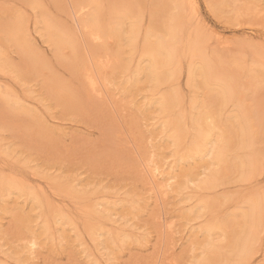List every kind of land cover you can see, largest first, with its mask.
<instances>
[{"label": "rangeland", "instance_id": "rangeland-1", "mask_svg": "<svg viewBox=\"0 0 264 264\" xmlns=\"http://www.w3.org/2000/svg\"><path fill=\"white\" fill-rule=\"evenodd\" d=\"M188 2L0 0V264H264V0ZM169 28L159 67L143 40ZM194 100L231 131L226 174L187 149Z\"/></svg>", "mask_w": 264, "mask_h": 264}, {"label": "bare ground", "instance_id": "bare-ground-1", "mask_svg": "<svg viewBox=\"0 0 264 264\" xmlns=\"http://www.w3.org/2000/svg\"><path fill=\"white\" fill-rule=\"evenodd\" d=\"M192 1L193 0H189L188 3H190L189 6H193L191 8H194L195 3ZM179 14H181V13L179 12ZM179 16L180 15L174 17V15H172L171 19H173V22L175 21L178 23L177 19ZM179 19H181V18L179 17ZM173 25H175V23ZM176 26L179 27L180 25L179 26L176 25ZM174 31H175V28L174 29L169 28V33H168L167 38L165 40H161L160 42H158V44H152V42L148 40V37H146V39L143 40V42H145L144 47H143V51L152 56L153 61L155 62L156 66L161 67L163 64H168L170 62H173L176 59L178 49H176L171 44V42L175 38ZM219 36H220V34H219ZM220 38H221V36H220ZM56 41H57L58 45H60L62 43L61 40L59 39V37H56ZM221 44H223V43H221ZM197 47L200 49L199 46H197ZM198 48H196V50H198ZM198 52H200V51H198ZM201 55H202V52H201ZM203 55H205V54H203ZM205 59H207V57ZM203 63L207 64V60H203ZM200 64H201V62H200ZM189 72L192 73L191 68H190ZM229 85H230L229 83L224 82V84L220 86L221 87L220 92L222 93V96H226V97L232 96V92L230 91ZM175 102H177V101H175ZM175 102H174V96L170 95L169 97H167L164 100L163 110L164 111L171 110L175 106ZM190 106L193 109V114H194L193 118H192V120H193L192 129L194 131V134L191 136V139L189 141V146L187 147V149H190L191 151H193L195 155H197L198 153L201 154L204 151V153H205L204 156L209 155V158H211V160H214L213 164L210 163L213 165L212 169L215 167V165H216V167L219 166L218 169L221 168L222 171H225L223 173L226 174V170L228 169V164L226 161L227 159H225V157L227 156V153L229 152V150L231 148V146H230L231 138H230V135H228V132H231V131H229V130L228 131L225 130L226 132L220 131V133L219 132L217 133L218 134L217 137L213 136L212 131L215 130L216 128H218V129H216V131L217 130L219 131V129H220V127H218V125H217L220 121V120H217V118H218V114L216 111L217 109L214 110V109L208 108L205 111H202L199 109V104H198L197 100L196 101L194 100L190 104ZM239 106L242 107V104L239 103ZM235 116L236 115H234L233 118ZM242 116H246V114H243ZM182 117H184V116H182ZM179 120H181V118H177L175 116L171 117L170 119H167L168 126L170 127V129L175 128V130H172L171 137H172L174 143H176V146H179L181 141H183V138H182L183 134H181L177 129L178 128L177 121H179ZM242 123H245V120ZM245 124H247V123H245ZM220 130H222V129H220ZM240 130L244 131V134H245L247 132L246 125H242ZM212 136L215 138H212ZM194 154H192V155H194ZM202 156H203V154H202ZM253 160H256V159H253ZM217 164H218V166H217ZM209 167H211V166H209ZM206 168H208V167L206 166ZM154 169H156V168H154ZM154 171H157V169ZM158 175H160V172L158 173ZM220 175H221L220 170H217V169H214V171L209 170L207 176L202 181V186L205 188L206 187L210 188L211 186L214 185L212 178H215V177L218 178V176L220 177ZM170 179H171V177H170ZM221 179H222V177H220V179L217 180V183ZM167 180H169V179H167ZM166 184H168V183H166ZM215 185H216V183H215ZM167 187H168V185H167ZM250 202H251V205H250L251 213H250L249 220L246 222L247 236H248L247 238L254 239L258 233V225H260V221H261V211H260L261 210V201L256 198V199H252ZM95 227L97 228V227H99V225H96V226L90 225V227L88 226L87 229L90 233L91 232L94 233ZM217 228L222 230V226L220 228L218 225ZM95 232H96V229H95ZM224 233H226V232H224ZM226 237H227L228 241H230L231 236L226 234ZM34 245H36V242L34 240L30 241V247L32 248V251L35 249V248H33ZM248 245H249V241H248V244H246L244 246V252H246L249 249ZM208 252L212 256L209 255ZM208 252H205V254L208 257V259L211 261V259H213L212 257L215 256V254H214L215 249L213 247H211L208 250ZM243 254L245 255L246 253H243Z\"/></svg>", "mask_w": 264, "mask_h": 264}]
</instances>
